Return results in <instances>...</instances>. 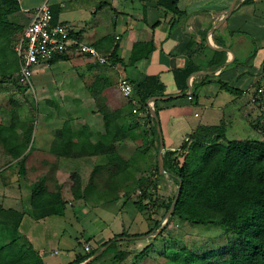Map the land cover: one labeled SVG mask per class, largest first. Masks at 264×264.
<instances>
[{
    "label": "crops",
    "instance_id": "0c3cea01",
    "mask_svg": "<svg viewBox=\"0 0 264 264\" xmlns=\"http://www.w3.org/2000/svg\"><path fill=\"white\" fill-rule=\"evenodd\" d=\"M17 1L10 18L14 15L21 20V34L34 10L47 1L57 10V22L68 24L74 37L98 52L97 57L72 52L33 70L34 89L26 93H35L38 87L45 100L39 125L47 134L40 137L37 147L31 143L25 152L26 163L41 165L42 175L29 181L23 177L26 172L21 174V236L28 239L45 264H84L95 254L97 257L88 264H125L116 261V251H125V242L137 238L145 241L152 234H145L149 222L136 205V185L146 177H160L155 172L160 141L158 146L152 121L136 97V85L147 75L159 76L165 85L159 98L147 103L149 113L152 106L159 117L163 158L166 151H172L181 162L182 145L200 126L225 123L226 136L234 137L229 139L246 138L239 134L245 135L252 120L264 116L260 112L264 109L256 108L250 100L258 87L264 93V0H179V13L160 6L159 0ZM137 43L155 48L131 64ZM147 48L141 47V51ZM117 58L122 61L116 62ZM188 67L194 71L183 88L175 71ZM122 78L133 84L129 97L120 91ZM220 81L239 93L224 89ZM107 124L112 136L118 137L116 152L133 165L126 173L114 176L122 179L116 193L110 192L117 199L104 198L107 190L103 181L111 178L105 167L108 156L91 154L103 139ZM60 129L81 134L80 140L65 142L69 155L53 151ZM0 156L6 158L0 163H15L10 155ZM169 177L166 172L163 178ZM38 181L65 202L63 213L35 216L31 185ZM7 194L0 191V197ZM129 204L139 212L134 207L132 211ZM130 211L136 217L131 215L129 222L126 217ZM137 215L141 216L138 221ZM123 233L143 234L133 237ZM0 239L3 243L4 238ZM85 243H91L90 253L85 251ZM80 256L87 258L78 263Z\"/></svg>",
    "mask_w": 264,
    "mask_h": 264
},
{
    "label": "trees",
    "instance_id": "16d2710c",
    "mask_svg": "<svg viewBox=\"0 0 264 264\" xmlns=\"http://www.w3.org/2000/svg\"><path fill=\"white\" fill-rule=\"evenodd\" d=\"M17 2L0 0V84L14 79V82L20 85L17 80L20 62L12 45L18 41L21 29L10 18ZM178 2L179 0H159V5L179 13ZM52 11L53 21L57 22V10L52 8ZM141 47H148V50L141 51ZM154 48L153 44H135L129 63L134 64L147 57ZM119 60L122 61L117 58L116 62ZM193 71L190 67L175 71L177 83L181 85L182 81L185 88L186 79ZM220 83L224 89L239 93L226 82ZM21 89L25 91L28 87L21 86ZM135 89L138 102L143 105L152 121L159 146L157 123L149 113L147 101L153 96L161 95L165 85L159 76L147 75ZM20 115L16 110L8 125L0 124V142L15 160V164L21 165V174H25V152L32 142V125L26 124ZM110 127L111 125H106L103 139L96 144L91 154L108 156L109 162L105 167L110 170L111 178L103 181L107 190L104 198L117 199L118 196L110 192L116 193L122 179L114 176L126 173L133 165L130 160L124 159L116 152L115 142L118 137L112 136ZM76 138L80 140L81 134L60 129L53 151L58 155H69L65 142ZM76 145L78 150H81L80 144ZM181 148L185 153L181 162L174 156L175 152L166 151L164 154L166 172L178 185L181 184L180 196L169 220L175 218L190 224L219 225L226 233L231 234L235 241L202 254L183 246L170 257L172 264H264V138L229 139L226 136V124L222 123L198 127ZM155 172L160 177L165 174L160 172L158 164L155 165ZM138 186L142 195L136 204L145 214L147 206L143 204L144 199H148L152 189L157 187V180L146 177L138 181ZM31 189L35 216L43 218L49 214L64 212L65 202L59 196L47 192L43 181L33 183ZM174 198L175 196L166 203V211ZM146 216L149 229L145 234L153 233L155 236L151 237V242L141 251L134 254L133 264H139L143 258L149 256L148 250L158 235L165 241L168 239L166 234L164 235L167 227L161 224L162 220H152L147 213ZM22 219L23 212L0 206V231L3 230L6 234V240L0 242V264H45L28 239L19 235ZM142 234L123 233L122 236L136 237ZM104 245H107V242ZM128 253L129 251L117 250L116 261L124 262ZM86 258L87 256H80L76 262H82Z\"/></svg>",
    "mask_w": 264,
    "mask_h": 264
},
{
    "label": "rangeland",
    "instance_id": "374dc122",
    "mask_svg": "<svg viewBox=\"0 0 264 264\" xmlns=\"http://www.w3.org/2000/svg\"><path fill=\"white\" fill-rule=\"evenodd\" d=\"M11 19L15 23H17V25L21 29V20L19 18H16L14 15L11 16ZM21 86L16 84L14 82V79L13 81L11 80V82H4L0 84V124L8 125L12 119L14 111H19V113L21 114V119H23L26 124L32 125L31 143L32 146L37 147L40 143V137L47 134L41 132V126L39 125V111L41 110V108L43 109L44 106H46L44 103L45 100L42 101L40 94L37 92V85H35L37 87H35V93H33L32 91L26 93L27 90L22 91ZM250 100L252 105H255L256 108L259 109L262 107V109H264V93L259 92V88L254 92V95H250ZM136 111L137 110L135 109L134 112ZM260 112H263L264 115V110H260ZM250 128L251 130L246 131L247 134L245 133L244 135L243 133H241V135L239 134V137L243 136L248 138L249 136V138L253 139H263L264 116H262L260 120H252ZM231 136L236 137V135H233V133H231ZM187 141H189V139ZM181 152H183V150H181ZM0 154L9 155L4 149L1 142ZM184 155L185 153H183L182 156ZM5 159L6 158L0 156V160ZM11 164L12 163L9 164L7 162L0 163V170L2 168L4 172H2L0 175V191L9 193L5 197H0V206H3V208H15L18 211H21V165H17L15 163L12 165ZM24 166L26 167L25 169L27 175H23V177L27 178L29 181H33V179L39 178L42 175L40 174L42 169L41 165L27 162ZM164 176L165 174L162 177H158L156 179L157 187L152 189V194L148 197V199H144L143 204L147 206L146 213L150 215L152 220H162L161 224L167 227L164 231V235L166 234V237L168 239L165 241L158 235L152 243V246L148 250L149 256L143 258L139 262V264H172L170 257L183 246H187L191 249H194L198 254H202L207 251L216 250L226 244L235 241V238L231 234L226 233L225 230L219 225L190 224L188 222L181 221L175 218H171V220L165 219L167 213L166 203H168V201H170L176 195L179 185L170 177L164 179ZM135 189L138 191L137 196H135V201L137 203V201L140 200V196L142 194L138 184L136 185ZM128 207H130L132 211L135 208V206L131 204H129ZM138 209L135 208L136 213L139 212ZM132 211H130L131 214L126 217L127 221L129 222L131 215L134 214V218L136 217L135 212L133 213ZM146 213L142 214L148 221ZM138 219H141V216L138 217L137 215L136 220L138 221ZM141 224L144 226L143 223ZM158 233H160V230L158 231ZM5 235L6 234L3 232V230L0 231V237H3L6 240ZM19 235H21V227L19 230ZM152 235L153 233L145 237V241H141V238H137L132 239L135 240L134 242H125L123 249H126L125 251H129L128 258L127 260H125V264H133L134 254L138 251H141L146 245H148V243L152 240L151 237L155 236ZM22 247L25 248L24 246Z\"/></svg>",
    "mask_w": 264,
    "mask_h": 264
},
{
    "label": "built area",
    "instance_id": "2783aa9c",
    "mask_svg": "<svg viewBox=\"0 0 264 264\" xmlns=\"http://www.w3.org/2000/svg\"><path fill=\"white\" fill-rule=\"evenodd\" d=\"M72 34L68 24L53 21V11L47 1L39 5L13 47L20 62L17 74L19 84L27 86L28 89H34L32 76L35 67L49 66L54 60L63 58L72 52L98 56L95 47L81 42ZM102 61L104 60L102 59ZM119 88L121 93L127 97L132 95L134 89L133 84L127 78L121 79ZM262 91V89L259 90L261 93ZM189 98L191 99L192 96L190 95ZM84 249L90 252L92 250L91 243H85Z\"/></svg>",
    "mask_w": 264,
    "mask_h": 264
},
{
    "label": "water",
    "instance_id": "95a60500",
    "mask_svg": "<svg viewBox=\"0 0 264 264\" xmlns=\"http://www.w3.org/2000/svg\"><path fill=\"white\" fill-rule=\"evenodd\" d=\"M235 2L231 5L230 7V10L233 9L234 5H235ZM159 97L158 96H153L151 97L149 100H148V104H150L151 102L157 100ZM150 112H151V115L154 117V119L156 120V123H157V130H158V133H159V141H160V151H159V154H158V167H159V170L161 173H166V169H165V165H164V158H163V150H164V139H163V134H162V129H161V125H160V121H159V117H158V114L157 112L155 111V109L150 106ZM180 190H181V184L178 186V189H177V192H176V195H175V198L174 200L172 201L167 213H166V218L165 219H169L171 214L173 213V210L177 204V201H178V198L180 196ZM126 238V237H125ZM97 257V254H95L93 257H91L90 259H88L87 261H85L84 264H88L90 263L91 261H93V259H95Z\"/></svg>",
    "mask_w": 264,
    "mask_h": 264
}]
</instances>
